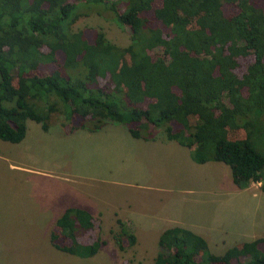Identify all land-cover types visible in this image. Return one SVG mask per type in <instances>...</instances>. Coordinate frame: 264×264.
Instances as JSON below:
<instances>
[{"label":"trees","instance_id":"16d2710c","mask_svg":"<svg viewBox=\"0 0 264 264\" xmlns=\"http://www.w3.org/2000/svg\"><path fill=\"white\" fill-rule=\"evenodd\" d=\"M153 1L0 0V139L21 141L27 120L47 131L52 113L65 131L115 124L149 140L160 129L194 162L220 161L235 186L258 182L264 191V0ZM97 5L128 28L126 46L101 30L88 42L70 29L84 15L79 6ZM235 128L242 138L228 137ZM118 224L112 238L122 250V238L131 245L135 236ZM54 226L49 241L57 250L97 252L99 237L77 239L93 227L87 211L68 207ZM156 246L151 264H264V237L214 254L201 235L172 225Z\"/></svg>","mask_w":264,"mask_h":264},{"label":"rangeland","instance_id":"374dc122","mask_svg":"<svg viewBox=\"0 0 264 264\" xmlns=\"http://www.w3.org/2000/svg\"><path fill=\"white\" fill-rule=\"evenodd\" d=\"M158 2L159 0H154L153 6ZM78 9L84 15L77 17L70 25L72 31H82L85 39L92 42L93 33L101 30L111 43L117 46L128 44V28L120 27L113 21L109 10L102 5L91 8L79 6ZM223 9L232 11L231 6L227 5L223 6ZM56 57L61 61L62 54L57 52ZM48 70L51 69L45 66L39 68V72ZM238 71H242V64ZM60 118L59 114L52 113L47 120L49 128L46 132L40 129L39 123L27 120L25 135L17 143L0 139V264H151L157 250L158 234L164 228L160 222L151 228L135 227L132 220L113 218L108 209L101 210V218L94 213L93 227L87 234L77 238L79 242L89 243L96 236L99 237L98 250L90 257H79L57 250L49 241V233L56 230L55 219L66 208L76 207L74 205L76 203L89 202L91 198L93 203L98 204L104 197L97 192L102 190L117 191L118 195H114L113 198H123L134 193L135 196L149 194L151 199L147 198V201L150 199L147 204L150 211L154 209L155 213L162 211L161 204L156 203L155 198H159L160 195H167L174 200L193 197L202 192V188L198 185L203 180L207 181L208 176L212 178V175L217 181V191L222 190L223 194L217 206L212 209L214 210L212 214L216 216L214 227L210 222L211 209L209 216L205 217L206 214L202 212L203 206H201L203 203L199 204L201 222L208 221L212 227L210 229V226H204V233L201 234L208 249L214 254H220L224 248L234 243L251 239L242 238L249 232L238 235L234 233L231 238L223 236L222 228L231 233L243 228V224L247 223V227H251V232L259 231L258 233L262 232L264 235V191L256 182L248 185L247 197L244 193L226 190L230 180V171L226 164L218 162L222 167L217 168L216 172L198 168L199 174L195 169L192 173L193 168L188 165H179L174 168V172L178 171L182 175L181 182L171 187L168 192L161 187L149 190L130 189V185L104 178L118 179L126 183L131 181L127 172L121 171L113 164L117 161L121 150L120 146L116 145L113 132L106 129L103 134L93 135L84 134V131L76 129L61 133L65 130V125H60ZM70 122L77 126L79 117L73 116ZM172 127L173 129L177 127L174 122ZM160 131L156 129L154 133L158 138L164 137ZM227 135L231 139H238L242 138L244 133L240 128H235L228 129ZM164 153V149L151 148L141 151L132 147L130 161L135 162L140 155L159 156ZM123 160L127 164V159ZM159 161H148L146 183L155 184L154 181L160 180ZM108 166H112V171L115 172L110 173ZM225 171L228 173H224ZM161 173L164 172L160 170ZM180 184L185 190L189 187L188 184L194 187L190 186V191L181 192L177 187ZM86 187H90L89 190H86ZM105 197L110 198V196ZM169 210L172 211L171 207ZM245 211L248 221L245 220ZM118 221L123 222L126 229L135 236V241L131 245L127 243V238H122V250L112 238L114 234L120 232ZM221 239L226 242L221 243Z\"/></svg>","mask_w":264,"mask_h":264},{"label":"crops","instance_id":"0c3cea01","mask_svg":"<svg viewBox=\"0 0 264 264\" xmlns=\"http://www.w3.org/2000/svg\"><path fill=\"white\" fill-rule=\"evenodd\" d=\"M41 129V128H40ZM39 129V130H40ZM77 130L84 131V134H93V135H100L105 133L106 129H110V131L113 132L115 135V140L117 142V147L120 146V151L118 153L117 161L114 164V166H117L121 171L127 172L130 182H125L122 180H116V179H109L107 177H104L105 179L112 180L113 182H117L119 184H126L130 185V189L133 188H140L143 190H149L151 188H163L165 192H168L171 187L176 186L178 183L181 182L182 175L177 171L174 172V168H177L179 165L185 164L189 167L193 168L192 173L195 171L198 172L200 169H206L209 172H216L217 168L222 167L218 162L220 161H206L203 163H197L194 162L190 156H189V149L185 146H182L178 144L174 140H168L164 137L158 138L154 134L153 139L144 140L140 138H134L129 135L128 131L115 124H106L101 129L97 131H87L85 129L76 128ZM74 129V130H76ZM43 131V130H42ZM48 131V130H47ZM46 132V131H44ZM66 132L65 130L61 133ZM85 137V136H84ZM140 143V144H139ZM115 145V146H116ZM134 147L135 149H141V151H145L151 148L155 149H164L165 153L161 154L159 156H152V155H144L140 157H137L135 162L131 163L130 161V155H131V149ZM185 147V149L183 148ZM175 153V155H171ZM105 157V156H104ZM161 159L160 161L158 160ZM123 159H127V164ZM159 161L160 167L159 170V178L157 181H154V183H146L145 175H146V166L148 165V161ZM187 162V163H184ZM108 171H112L113 167L108 166ZM195 169V171H194ZM160 170L164 173L160 174ZM221 174L220 172H218ZM224 173H228L225 171ZM230 175V173H229ZM118 176V175H117ZM149 179L151 175H148ZM116 180V181H114ZM165 180V181H164ZM258 183V182H257ZM182 184H180L179 187L181 192L182 191H190V186L194 187V185L188 184L189 187L185 190L181 187ZM198 186L202 188V192L199 194H195L193 197H189L188 199H182L181 200H174V198H168L167 195H160L158 200L155 198L156 203H160L162 207V211H157L154 213V209L150 211L148 206V201L151 199L149 197V194H143V195H129L125 197H115L114 195H118L117 191H110V190H102L100 192H97V194L102 195L104 198L100 199L98 204L93 203L92 198L89 200V202H80L74 204L77 208L83 209L87 211L92 217L95 216L94 213H97L96 216L101 218V210L108 209L110 215L114 218L119 219H128L132 220V224L135 227H154L157 222L161 223V226H164V228L172 226V225H179L185 228H188L192 230L193 232L201 235L204 233L205 227L204 226H210L209 222H201L199 218V204L203 203V211L206 216L212 215V219L210 222L212 223V227H214V222H216V216L212 214L213 208L217 206V203L220 199V196L223 194V191H217L218 185L216 179L213 177L210 178L208 176L207 181L203 180ZM90 187H86V190H89ZM215 188V189H214ZM224 190V189H223ZM226 190L230 191L232 190L234 193H244L246 196V191L248 190V186L246 188H238L235 186L231 180L228 182ZM90 193H93L94 191H88ZM221 192V194H220ZM182 194V193H180ZM105 196H110V198L107 199ZM247 197V196H246ZM253 197V196H252ZM147 198H150L147 201ZM181 201V202H179ZM186 201V202H185ZM108 206V207H105ZM169 207H171L172 211L170 212ZM135 208V209H134ZM246 214V211H245ZM225 215V214H224ZM246 221H248L247 214H246ZM249 223V222H248ZM155 224V225H154ZM249 226V224H248ZM209 227L210 229L212 228ZM257 227H259V222H257ZM163 228V229H164ZM264 228V227H263ZM162 229V230H163ZM209 229V230H210ZM223 229V236L231 238L234 233L236 235L241 233H247L249 234L243 235L242 238H257V237H263V233H253L251 232V227H247V223L243 224V228L236 229L233 232H228L225 228ZM260 229V228H259ZM264 230V229H263ZM202 236V235H201ZM204 238V237H203ZM205 239V238H204ZM250 239V240H251ZM249 240V239H246ZM226 242L225 240L221 239V243ZM227 248V247H226ZM224 248V249H226ZM69 254V253H68ZM72 255V254H71Z\"/></svg>","mask_w":264,"mask_h":264}]
</instances>
